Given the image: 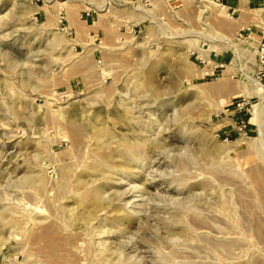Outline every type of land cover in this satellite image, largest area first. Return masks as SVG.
I'll return each instance as SVG.
<instances>
[{
	"label": "rangeland",
	"instance_id": "1",
	"mask_svg": "<svg viewBox=\"0 0 264 264\" xmlns=\"http://www.w3.org/2000/svg\"><path fill=\"white\" fill-rule=\"evenodd\" d=\"M261 41L264 0H0V264H264Z\"/></svg>",
	"mask_w": 264,
	"mask_h": 264
},
{
	"label": "bare ground",
	"instance_id": "2",
	"mask_svg": "<svg viewBox=\"0 0 264 264\" xmlns=\"http://www.w3.org/2000/svg\"><path fill=\"white\" fill-rule=\"evenodd\" d=\"M248 80H249V82L250 83H252L254 86H255V88L256 89H258V90H261L262 92L260 93V97H263L264 98V85H263V83L260 81V80H258V79H256V78H254V77H251V76H248ZM54 110V109H53ZM52 112V111H51ZM50 115H51V113L49 114V117H50ZM55 116H53V115H51V117L50 118H54ZM57 117H58V115H57ZM71 122V121H70ZM83 125V124H82ZM82 125H79V124H75V123H69V128H70V134H71V137H72V140H73V143L75 144L76 142H77V140H78V134L79 133H82L83 132V130H85L86 128H87V125H86V127H83ZM137 131V130H136ZM98 132V131H97ZM99 134H102V131L100 130L99 132H98ZM138 133V132H137ZM96 134V133H95ZM105 134V133H104ZM103 135V134H102ZM100 136V135H99ZM154 140V139H153ZM80 141V140H79ZM155 148V147H154ZM157 153V152H156ZM131 162V161H130ZM64 181V180H63ZM63 184V183H62ZM65 184H66V182H65ZM96 188V187H95ZM131 188V187H130ZM99 189V188H98ZM101 190L99 189V190H95V195L96 196H99V192H100Z\"/></svg>",
	"mask_w": 264,
	"mask_h": 264
},
{
	"label": "built area",
	"instance_id": "3",
	"mask_svg": "<svg viewBox=\"0 0 264 264\" xmlns=\"http://www.w3.org/2000/svg\"><path fill=\"white\" fill-rule=\"evenodd\" d=\"M217 1H221V0H217ZM257 58H258V65H259V70L263 73L264 75V41H261L259 46H258V50H257ZM246 127V122L244 121V119H242L240 121V130H243Z\"/></svg>",
	"mask_w": 264,
	"mask_h": 264
},
{
	"label": "crops",
	"instance_id": "4",
	"mask_svg": "<svg viewBox=\"0 0 264 264\" xmlns=\"http://www.w3.org/2000/svg\"><path fill=\"white\" fill-rule=\"evenodd\" d=\"M241 4L238 3L237 6L239 7ZM247 13L245 11H242V12H239V18H240V21L243 23L246 21V18H247Z\"/></svg>",
	"mask_w": 264,
	"mask_h": 264
}]
</instances>
